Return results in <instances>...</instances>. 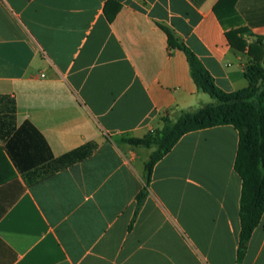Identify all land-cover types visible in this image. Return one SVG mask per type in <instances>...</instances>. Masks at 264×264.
Returning <instances> with one entry per match:
<instances>
[{
  "label": "crops",
  "instance_id": "1",
  "mask_svg": "<svg viewBox=\"0 0 264 264\" xmlns=\"http://www.w3.org/2000/svg\"><path fill=\"white\" fill-rule=\"evenodd\" d=\"M220 0H0V95L16 101L55 157L97 144L85 160L30 184L0 138V264H264V213L237 261L239 134L221 125L185 134L154 167L133 146L212 103L159 24L186 43L226 92L247 87L250 46L264 62V0H236L246 50L214 12Z\"/></svg>",
  "mask_w": 264,
  "mask_h": 264
},
{
  "label": "trees",
  "instance_id": "2",
  "mask_svg": "<svg viewBox=\"0 0 264 264\" xmlns=\"http://www.w3.org/2000/svg\"><path fill=\"white\" fill-rule=\"evenodd\" d=\"M192 1L201 5L204 0ZM235 1L220 0L214 6V12L226 28L225 35L229 44L244 52L246 48L240 35L247 32V29L238 24ZM159 27L166 33L170 48L185 53L197 90L208 94L214 102L183 112L176 121L164 118L163 128L159 131L142 137L124 138L125 143L133 146L155 147L144 166L145 185L136 196L137 206L130 227L145 201L155 165L173 149L181 137L201 129L232 125L239 134L234 168L242 181L241 230L237 255V261L241 262L264 213L263 47L256 43L247 51L253 59L245 70L247 87L235 92H226L218 86L214 76L195 52L180 40L172 29L161 24ZM16 116L15 99L9 95H0V138L4 141V150L15 168L26 175L30 184L85 160L97 148L96 143L89 142L55 157L40 131L29 121L17 126ZM1 172L0 169V174Z\"/></svg>",
  "mask_w": 264,
  "mask_h": 264
},
{
  "label": "rangeland",
  "instance_id": "3",
  "mask_svg": "<svg viewBox=\"0 0 264 264\" xmlns=\"http://www.w3.org/2000/svg\"><path fill=\"white\" fill-rule=\"evenodd\" d=\"M212 99V98H211ZM212 101H214L213 99H212Z\"/></svg>",
  "mask_w": 264,
  "mask_h": 264
}]
</instances>
